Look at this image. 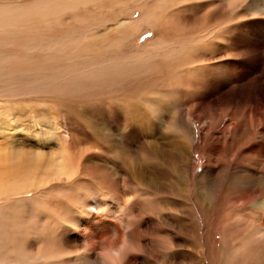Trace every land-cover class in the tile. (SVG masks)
I'll list each match as a JSON object with an SVG mask.
<instances>
[{
    "label": "rangeland",
    "instance_id": "obj_1",
    "mask_svg": "<svg viewBox=\"0 0 264 264\" xmlns=\"http://www.w3.org/2000/svg\"><path fill=\"white\" fill-rule=\"evenodd\" d=\"M0 1V100L10 98L11 102L16 103L17 107L13 110L18 116L26 112L29 118H33L31 121L34 123L48 121L47 125L51 126L49 124H52L53 120L54 128L66 129V131L63 130L65 149H70L77 158L82 154L89 172L98 169L101 175L100 180L103 181L99 180L100 188L104 184L109 185V195H112L114 201L112 205L110 203V206L114 214L107 215L108 206L99 204V206L102 205L100 207L105 208L101 212L103 216L95 213L94 218H88V224L92 228L90 239L94 243L91 245L95 246H91L87 252L91 253V256H96L99 264H114V251L123 244V251L128 254V259H133L136 255L140 256L138 264H164L165 262L167 264L171 254L165 260H161L163 256L159 260L156 259L155 257L160 256L156 244L159 238L165 243L171 241L172 231L175 229L173 224L176 222L180 223L178 227H180L183 241L177 258L179 264H196V262L198 264H230L231 259H234L232 264L234 262L244 264L246 261L238 259L241 257L240 253H235L229 242L232 231L236 236L240 232L237 233L238 226L237 228L233 226L237 219L253 215L252 204H259L264 199V148H261L264 143H260V149L256 153L253 149L243 153L231 150L228 144L224 145L225 150L216 148L218 143L214 142V136L209 134L206 128L210 125V132L216 131L217 121L221 113L226 112L227 104L216 105L208 102L201 105L195 98L199 96V88L203 84L207 86L216 81V62L223 55V48L228 52L244 50L236 46V43L243 42V36L248 35V32L251 39H264V0H226L225 3L214 0H182L186 4L181 0H91L92 2L88 5H84V2L90 0ZM66 7L70 9L68 12ZM224 11L225 15L221 17ZM241 13L246 20L245 23H241ZM258 18L262 20H260L261 23L253 26L255 23L252 21ZM38 24L41 27L38 28ZM23 26L26 28L24 29ZM65 26H70L72 30L66 29ZM258 27L260 30L255 32L254 30ZM35 31L37 35L33 34ZM15 33L17 37L13 35ZM203 54L208 56L204 57ZM211 57H213L212 61L206 62L205 58ZM231 57L233 56L229 57V62L233 60ZM252 59L253 53L242 60L243 64L237 60L236 65H239L240 70L243 65H246L243 67L246 69ZM86 63L87 66H85ZM118 65L119 68H117ZM222 69L225 72L220 73L227 74V80H229L227 76L232 78L236 74V78L240 79V75L233 66L226 64ZM100 71L103 73L101 74ZM120 76H122L121 79H118ZM35 80L39 83L37 84ZM246 80L245 78L243 81H228V86L245 83ZM69 81L70 84H68ZM250 103L253 104V101L251 100ZM230 106L229 108L233 109ZM75 108L78 111L74 110ZM189 112L196 117L192 116L186 124L185 118ZM227 113L228 110L225 114ZM179 121H181V128H177L174 124ZM226 123L225 119L219 126L225 127ZM219 130L222 128L219 127ZM39 142L44 144L41 140ZM182 143L187 145L186 150L181 148ZM112 145H114L113 151H111ZM140 170L146 171L150 177L144 186H141L142 184L135 176V172ZM88 184L91 191L97 189L96 186L92 187L95 185L92 181L89 180ZM143 189L147 191L144 192ZM234 195L238 198H234ZM177 208L182 210L179 211L180 209L177 210ZM144 221L150 224L147 233L140 230L141 226L143 228L147 225ZM229 221H231L230 224ZM154 223L158 224L157 231L159 234L162 233L163 237L158 236L157 231H154L152 226ZM123 225H129L128 232L132 229V237L136 242L138 241V244L139 240L148 242L145 249H149V245H152V254L149 250L147 253L136 250L134 244L122 243L125 237L121 232ZM78 229L82 231L76 230L74 233L73 230L72 232L83 237L84 221L79 224ZM167 232L171 234L168 235ZM247 251L248 258H252L255 251L259 252L255 249ZM172 253L174 260L176 255L175 252ZM192 255L199 258L194 259ZM187 256L188 259H186Z\"/></svg>",
    "mask_w": 264,
    "mask_h": 264
},
{
    "label": "bare ground",
    "instance_id": "obj_2",
    "mask_svg": "<svg viewBox=\"0 0 264 264\" xmlns=\"http://www.w3.org/2000/svg\"><path fill=\"white\" fill-rule=\"evenodd\" d=\"M10 1H9V3H10ZM214 1H219V2H224L225 3L226 0H214ZM239 1H241V0H239ZM13 2H16V1H13ZM55 2H57V1H55ZM90 2H92V1L90 0L88 2H84V5H88V4H90ZM184 4H186V3H184ZM67 7H66V9H67ZM50 9H52V8L50 7ZM36 10H38V9H36ZM69 10L67 9V11L66 10H64V11L68 12ZM64 11H63V13H65ZM36 13L40 14L37 11H36ZM224 13H225V11L221 14V17L225 15ZM13 14H15V13H13ZM21 16H22V14H21ZM12 17H14V16H12ZM38 17H39V15H38ZM42 17H44V16L42 15ZM243 17H244V15L241 13V16H240V18L242 19L241 23H245L246 22V20H244ZM53 19H55V18H53ZM16 20L18 21V19H16ZM260 20L261 19H259V18L256 19V20H253L252 23H255V25H253V26H256L257 24L261 23L262 20L261 21ZM41 21H43V20H41ZM86 21L88 22V20H86ZM29 22L31 23L32 21H29ZM81 22H82V20H81ZM57 23L59 24V21H57ZM70 24L71 23H69V25ZM41 25H43V24H41ZM48 25L50 26V24H48ZM48 25H46V27ZM121 25H123V24H121ZM39 26H40V24H38L37 27L39 28ZM43 26H45V25H43ZM49 26L47 28H50ZM70 26H68V27L65 26V27H67L66 29H68ZM73 26H75V25H73ZM23 28H24V26H23ZM33 28H35V27H33ZM69 29H71V28H69ZM27 30H28V28H27ZM37 30H40V29H37ZM54 30H56V29H54ZM85 30H87V28ZM259 30L260 29L258 27L254 31L257 32ZM263 30H264V26H263ZM17 31H18V29H17ZM24 31H22V32H24ZM46 31H48V29ZM60 31H61V29H60ZM13 32H14V29H13ZM25 32L27 33L28 31H25ZM61 32H63V31H61ZM111 32H112V30H111ZM35 33H36V31L33 34H35ZM46 33L48 34V32H46ZM243 33L244 32H242V34ZM51 34H52V32H51ZM84 34L86 35V33H84ZM249 34H250V32H248V35L246 34L245 36H243V39H242L243 42H241V43L237 42L236 43V46L242 47V48H244V50H242L240 52H237V51L228 52L225 48H223L224 50L222 49L223 50V52H222L223 55L221 56L220 59H217V62H216V68H217V71H216L217 73H216V77H215L216 81L213 79V81H215V82H211L207 86H206V84H203L199 88V91H200L199 92V96H197L195 98V100L199 101V103L201 105H204V104H206L208 102H213L216 105L227 104V108H225V111L227 112V110H228V113L227 114H225L226 112L221 113V115L219 117V120L217 121L218 125H217V128H216V131L214 133L210 132V130H209V127L211 128L210 125H209V127L206 128V130L208 131L209 134L214 136L213 137L214 142L218 143L216 145V148H219V149L221 148L222 150H225L226 147L224 145L228 144V146H229L228 148L229 149L236 150V151H241L242 153L245 152V151L248 152L251 149H253L254 153H256V151H258L260 149L259 148L260 143H264V42H263L264 39L263 38L251 39L249 37ZM13 35H15V37H17L16 33L13 34ZM36 35H37V33H36ZM55 35H56V32H55ZM39 36H41V35H39ZM30 37H31V35H30ZM36 39H37V36H36ZM86 39L88 41V38H86ZM89 41H90V39H89ZM2 42H4V41H2ZM66 44H68V43H66ZM3 45H5V44H3ZM25 49H24V51H25ZM86 49H87V47H86ZM260 49H263V51H258ZM56 50H59V49H56ZM40 51L42 52V50H40ZM88 52H90V51H88ZM83 53L85 54V52H83ZM252 53H253V59H252L251 64H247V68L246 69L243 68L246 65H243L242 66V70H240V68H238L239 65H236V63L238 64L237 60H239L240 63H241L242 60L246 56H249ZM87 55H90V54H87ZM203 56L207 57L208 55L207 54H203ZM230 56H233V57H231V58H233V60L231 62H229V57ZM41 57L45 58L43 56H41ZM55 57H57V55H55ZM26 58H24V59H26ZM83 58H84V56H83ZM90 58H93V57H90ZM212 58L213 57L205 58L206 62L212 61ZM78 59H81V58H78ZM103 59H106V58H103ZM39 60H40V58H39ZM67 60H68V58H67ZM15 61H17V60H15ZM96 61H98V60H96ZM226 61H227V63H226ZM79 62H80V60H79ZM101 62H102V60H101ZM112 62H113V60H112ZM201 62H203V61H201ZM110 63H111V61H110ZM110 63L108 64L109 66L111 64H113V63H111V64ZM226 64L233 66L235 71L238 72V74L240 75V79L236 78V75H237L236 74L232 78L230 76H227L228 79H229V80H227L226 79V75L227 74L224 75L225 73H220L221 71L225 72L222 68ZM242 64H243V62H242ZM38 65H40V64H38ZM38 65H36V66H38ZM76 65H78V64H76ZM91 65H93V64H91ZM119 65H118L117 68H119ZM85 66H87V63H86ZM93 66H95V65H93ZM65 67H67V66H65ZM77 68H79V67H77ZM97 69H98V66H97ZM112 69H111V71H113L115 68L113 70ZM83 70L84 69H82V71ZM95 71H96V69H95ZM259 71L261 73H258ZM45 73H44V75H46ZM100 73L102 74L103 72L100 71ZM104 73H105V71H104ZM109 73L111 74V72H109ZM52 74H50V75H52ZM73 74H76V73H73ZM106 74L108 75V72ZM219 74L221 76H219ZM83 75L84 74L82 73V76ZM119 75H121V74H119ZM122 75H123V73H122ZM110 76H108V77H110ZM102 77H101V79H102ZM116 77H117V75H116ZM121 77L122 76L118 77V79L119 78L121 79ZM219 77L221 79L218 80ZM89 78H90V76H89ZM245 78L247 79L245 83L240 82L237 85H232L230 87L228 86L229 82H237L238 80L243 81V79H245ZM82 79H83V77H82ZM10 80H12V79H10ZM86 81H87V79H86ZM91 81H92V79H91ZM54 82H55V80H54ZM106 82H109V81H106ZM115 82H116V80H115ZM120 82H122V81H120ZM38 83L39 82H37V84ZM60 83H61V80H60ZM82 83H84V82H82ZM215 83H219V84H215ZM27 84H28V82H27ZM68 84H70V81H69ZM86 84H88V82H86ZM49 85H50V83H49ZM52 85H53V83H52ZM59 85H61V84H59ZM92 85H94V84H92ZM215 85H216V87H214ZM41 86H43V85H41ZM114 86H116V85L114 84ZM56 87H58V86H56ZM51 88H52V86H51ZM53 89H54V87H53ZM86 90H88V89H86ZM19 91H21V90H19ZM13 92H15V90ZM41 92H43V90ZM83 92H85V91L83 90ZM220 92H222V93H220ZM16 93H17V91H16ZM44 93H45V90H44ZM17 95H18V93H17ZM18 97L16 99H18ZM24 98H25V96H24ZM154 98H156V97H154ZM9 99L8 100H6V99L0 100V264H95V263L99 264L100 262L97 259V257L96 256H91L90 255L91 253L89 254V252H87V250L90 249L91 246H93L91 244H94L93 241L90 239V233H91V229L92 228H91L90 224H88L89 223V219L88 218L90 217V219H91V217L95 216V213L96 214L100 213V215H102L101 214L102 209H105V208L100 207L102 205L99 206V204H103V206L104 205L108 206V213H106L107 215L108 214H110V215L114 214L113 213L114 210H112V208L110 206V203L112 205L114 203V201L112 199V195L111 194L109 195V191H108L109 190L108 189L109 185L108 184H104L103 187L100 188L101 186L99 187V185H101V183H100L101 175H100V172L97 171L98 169L96 171L89 172V170L87 169L86 163L83 161V157H82L83 155L82 154H81V156L79 158H77V155H75L70 149H68V148L65 149V146H66V143L64 141L65 140V133L63 132V130L66 131V129H63V130L60 129V130H62V132H61L57 128H54L55 126L53 124V120H52V124H49L51 126H48L47 125L48 121H44L47 117L45 119H43L44 122H42V123L38 122V121H37L38 123H34L33 121H31L32 117L29 118L26 115V112H23L20 116L16 115L14 113L13 108L17 107L16 106L17 104L11 102ZM151 99L152 98L150 97V100ZM251 100L253 101V104L250 103ZM92 101H93V99L91 100V102ZM85 102H87V101L85 100ZM91 102H89V103H91ZM102 102H103V100H102ZM61 103H63V101ZM231 103H233L232 106H230ZM81 105L83 106V104H81ZM20 106H21V104H20ZM229 106L232 107L233 109L229 108ZM87 108H89V107H87ZM237 108H238V111H237ZM239 108H240L241 111L239 110ZM72 109H73V107H72ZM83 109H85V108H83ZM74 110H76V108ZM76 111H78V110H76ZM76 114H77V112H76ZM13 115H14V117H12ZM29 115H31V114H29ZM58 115H59V113H58ZM192 116L196 117L195 114H191L190 112L186 114V118H185L186 119V124H188L187 121H189ZM52 119H54V118H52ZM225 119L227 120V123H226L225 127L224 126L223 127L219 126L222 123V121H224ZM72 122H69V123H72ZM180 122L181 121L174 123L175 126H177V128H181V123ZM62 125H61V127H62ZM77 126L80 127L79 125H77ZM77 126H76V128H77ZM90 126H91V124H90ZM63 127H65V126H63ZM219 127L222 128V130H219ZM113 129H114V127H113ZM94 138H95V136H94ZM40 140L42 142H44V144L40 143L39 142ZM105 140H106V138H105ZM105 140H104V142H105ZM226 141H228L230 143H227ZM100 142H102V141H100ZM206 142H207V140H206ZM100 144H102V143H100ZM62 146H63V148L61 149ZM77 147H78V145H77ZM77 147H75V148H77ZM186 147H187V145L185 143L181 144V148L182 149L186 150ZM261 148H264V145H262ZM103 149H105V148L103 147ZM113 150H114V145H112V150L111 151H113ZM86 151H89V150L86 149ZM95 153H97V152H95ZM95 153H93V154H95ZM239 154H240V152H239ZM205 155H207V154H205ZM170 157H172V156H170ZM179 159H182V158H179ZM184 159L186 160V158H184ZM176 164H177V162H176ZM180 164H181V161H180ZM149 173H150V171H149ZM183 175H184V172H183ZM135 176L137 177L136 179L139 180L140 183L142 184V185L140 184L141 186H144L147 183V179L148 178L150 179V177L147 174V172L143 171V170L135 172ZM121 179H122V177H121ZM89 180H90V182L92 181V184H95L92 187L96 186L97 189H93V191H91V189H89V184H88ZM151 181L154 182L153 180H151ZM101 182H103V181H101ZM129 182L130 181H128V183ZM125 183L127 184V181H125ZM85 184H87V186ZM153 187H156V186H153ZM99 189H100V192L98 193ZM141 190H142V188H141ZM127 191H130V190H127ZM143 191H144V189H143ZM146 191H144V192H146ZM101 192H103V193H101ZM100 195H101V198H99ZM158 195L156 196V198L158 197ZM149 196H150V194H149ZM169 196H170V194H169ZM127 197L129 198V195ZM153 198L156 199L155 197H153ZM234 198H238V197H235V195H234ZM136 199H138V197ZM187 199H189V198H187ZM124 200H125V197H124ZM133 201H135V200H133ZM167 201H169V199ZM185 201H186V199H185ZM155 202H156V200H155ZM129 204L132 206L131 203H129ZM169 204H170V202H169ZM199 204H201V202ZM115 206H117V204ZM165 206H166V204H165ZM114 209H116V208H114ZM170 209H172V208H170ZM178 209H180V208H177V210ZM181 210L182 209H180L179 211H181ZM251 212H252L253 215L246 216L247 218H242V219L238 218L237 219V221L235 222L236 224L233 225V226H235V228H237V226H238L239 229H238L237 233L239 231L240 232H239L238 236H236L234 234V232L232 231L231 232V239H230L229 243H230L231 247H233V250L235 251V253H240L239 256H241V257H238L239 260L244 259L246 261L245 263L248 262L250 264H264V199L261 200V202L259 204L258 203L252 204V211ZM145 213H146V211H145ZM165 213H167V212H165ZM191 214H194V213H191ZM100 215H98V216H100ZM201 216H203V215H201ZM186 217H188V216H186ZM170 218H171V216H170ZM118 220H120V218H118ZM155 220H157V219H155ZM82 221L85 222V231L83 232V237H80L79 235L74 234V233H75L76 230L77 231L79 230V232H80L81 229H78V228H79V224ZM230 222L231 221H229V224H230ZM125 223H126V221H125ZM145 223L147 225L145 227H143V228L141 226V228H140V230H143L142 231L143 233H147V230L150 229V227H149L150 224L147 223V221ZM112 224H114V223H112ZM118 224H120V223H118ZM178 224H180V223H178ZM178 224L176 222L173 224V227L175 229H173V231H172L173 238L170 239L171 240L170 242L165 243V242L160 240L161 238H159L157 244L155 243L157 248H158L157 252H159V254H160V256L155 257L156 259L159 260L163 256V258L161 260H165V258L171 254V258L168 261V263H170V264H179V260L177 261V258L180 255V250H181V247L183 246V241L181 239V231H180V227H178ZM136 225H135V227L138 228ZM140 225H142V224H140ZM138 226H139V224H138ZM152 226H154V231H157L158 224L154 223V224H152ZM128 229H129V225L121 226V232H122V234L125 235V237H123L122 243L131 244V245L134 244L136 250H139L140 252H143V253H147L148 250H149V252L151 253V250L153 249V246L149 245V249H145V248H147V243L148 242H146L144 240L143 241L139 240L140 242L138 244L137 243L138 241L136 242L135 239L132 237V233H131L132 229L129 232H128ZM73 230H74V233L72 232ZM82 230H83V228H82ZM138 230H139V228H138ZM157 234H158V236H162L161 235L162 233L159 234L158 231H157ZM170 234L168 233V235H170ZM148 238H149V236H148ZM234 240H236V243H234ZM97 241L99 243V240H97ZM95 244H96V242H95ZM250 249H255V250H258L259 252L255 251V254L252 256V258H248V257H246V251L250 250ZM172 252H175V255H176L174 260H173V255H172L173 253ZM247 253H248V251H247ZM127 255L128 254L125 251H123V244H121L114 251V256H113L114 264H138L137 262H139L138 260H140V256L136 255L137 257L136 256L135 257L132 256L133 259H131V258L128 259ZM192 257H194V259L195 258L196 259L199 258L196 255H192ZM188 258L189 257L187 256L186 259H188ZM236 258L237 257H235V259ZM248 259H250V260L247 261ZM233 260L234 259H231L230 264H232ZM182 262H183V259H182ZM196 264H198V263L196 262Z\"/></svg>",
    "mask_w": 264,
    "mask_h": 264
}]
</instances>
